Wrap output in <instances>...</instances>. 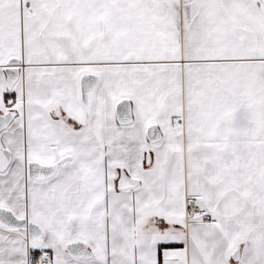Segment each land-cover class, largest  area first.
I'll return each instance as SVG.
<instances>
[{
  "label": "snow or ice",
  "instance_id": "1",
  "mask_svg": "<svg viewBox=\"0 0 264 264\" xmlns=\"http://www.w3.org/2000/svg\"><path fill=\"white\" fill-rule=\"evenodd\" d=\"M0 264H264V0H0Z\"/></svg>",
  "mask_w": 264,
  "mask_h": 264
}]
</instances>
